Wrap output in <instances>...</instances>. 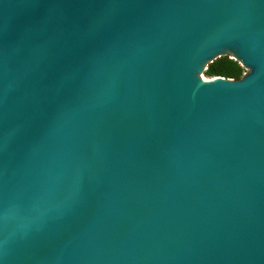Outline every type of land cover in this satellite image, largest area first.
<instances>
[{
	"label": "water",
	"instance_id": "water-1",
	"mask_svg": "<svg viewBox=\"0 0 264 264\" xmlns=\"http://www.w3.org/2000/svg\"><path fill=\"white\" fill-rule=\"evenodd\" d=\"M0 264H264V0H0Z\"/></svg>",
	"mask_w": 264,
	"mask_h": 264
},
{
	"label": "trees",
	"instance_id": "trees-1",
	"mask_svg": "<svg viewBox=\"0 0 264 264\" xmlns=\"http://www.w3.org/2000/svg\"><path fill=\"white\" fill-rule=\"evenodd\" d=\"M244 67L241 61L222 55L210 62L206 70L208 76H224L228 78L241 79L243 77Z\"/></svg>",
	"mask_w": 264,
	"mask_h": 264
}]
</instances>
